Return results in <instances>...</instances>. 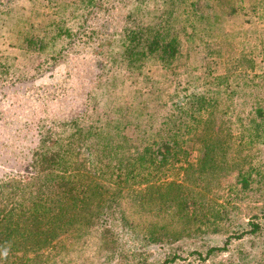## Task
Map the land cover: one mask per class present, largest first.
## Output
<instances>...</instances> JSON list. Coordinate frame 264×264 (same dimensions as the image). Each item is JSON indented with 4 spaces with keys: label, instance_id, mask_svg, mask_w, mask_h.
I'll return each mask as SVG.
<instances>
[{
    "label": "rangeland",
    "instance_id": "rangeland-1",
    "mask_svg": "<svg viewBox=\"0 0 264 264\" xmlns=\"http://www.w3.org/2000/svg\"><path fill=\"white\" fill-rule=\"evenodd\" d=\"M0 3V176L26 177L35 152L53 151L66 161L53 173L83 191L48 225L50 244L13 237L0 264H162L227 240L205 264L261 260L264 0ZM155 39L176 54H148ZM23 68L34 80L12 86ZM164 141L178 160L152 172L133 160ZM20 180L27 205L42 189Z\"/></svg>",
    "mask_w": 264,
    "mask_h": 264
},
{
    "label": "trees",
    "instance_id": "trees-1",
    "mask_svg": "<svg viewBox=\"0 0 264 264\" xmlns=\"http://www.w3.org/2000/svg\"><path fill=\"white\" fill-rule=\"evenodd\" d=\"M68 36L69 43H67V45H72L74 37L70 34ZM27 40L31 44L39 46L33 50V53H37L44 49L48 50L45 46L40 47L42 42L37 39L31 38ZM146 50L150 55H158L159 59L162 61H168L177 52L173 44L169 43L161 46L159 41L156 39L149 41ZM94 54L100 58L99 61L101 63L105 51L100 47H97L95 48ZM56 59L58 58L56 57L53 62L49 63L48 69H52L56 65ZM34 69L35 68L32 67V70ZM23 70L24 71L21 72L28 73L27 76L22 73L18 74V78L11 82L12 86H21L26 82L29 83L34 80V71H30L25 68H23ZM0 74L2 73L0 72ZM181 150L182 149L179 147L178 142L164 141L158 144L155 148L152 146L144 147L133 160H135V162L138 163L137 165L140 167L143 166V168L152 172V170H157L165 165H168L173 159L178 160L177 157L181 154ZM59 159L60 154L53 151L44 150L42 153L35 152L29 165V171H27L28 174L26 177L21 176L20 173L8 179L0 176V248H3L7 242H10V240L13 239V237H18L21 241L25 237L26 239L33 238V240L37 243H41L42 247L50 244L51 240L48 239L49 237H47V235L51 232L48 229L49 226H52L51 224H53L52 219L54 217H56V219L61 217V214L64 213L71 204H76L82 200L83 191L81 189V185L65 180L62 176L63 173L61 175L53 173L52 168L61 170L66 163V161L61 163V160L59 161ZM20 179L25 182H30L29 184H35V186L42 189L39 195L30 196L28 198L29 203L27 205L24 204L22 199L24 198V195H22V192L20 191ZM7 196L11 198L10 200H13V206L10 211L8 210L7 214H4V211H1V208L4 206L1 205H3V203L4 205L7 203ZM53 204H56V208H51ZM51 211L52 214H50ZM249 226L252 228L249 231V234H256L260 232L259 224L250 223ZM28 236L29 238H27ZM242 237L243 233L235 235L236 239H241ZM153 240L157 241L158 238ZM228 244L229 240L225 242L223 247H209L206 250L205 255H203V253L195 252L193 253L195 257L193 260L183 259L181 256L175 255V253H170L166 255L162 264H176L178 262H180V264H205L214 254L226 252ZM112 245H116L117 247L121 246V239H117ZM260 256L261 260L252 264H264V249L262 250ZM214 264L238 263L236 260H225L218 261Z\"/></svg>",
    "mask_w": 264,
    "mask_h": 264
},
{
    "label": "clouds",
    "instance_id": "clouds-1",
    "mask_svg": "<svg viewBox=\"0 0 264 264\" xmlns=\"http://www.w3.org/2000/svg\"><path fill=\"white\" fill-rule=\"evenodd\" d=\"M7 255H8V250L7 249H4L2 252H0V256H2V257H7Z\"/></svg>",
    "mask_w": 264,
    "mask_h": 264
}]
</instances>
